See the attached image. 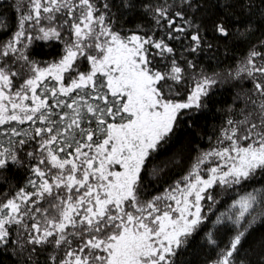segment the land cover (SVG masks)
<instances>
[{"label":"snow or ice","instance_id":"obj_1","mask_svg":"<svg viewBox=\"0 0 264 264\" xmlns=\"http://www.w3.org/2000/svg\"><path fill=\"white\" fill-rule=\"evenodd\" d=\"M0 264H264V0L0 3Z\"/></svg>","mask_w":264,"mask_h":264},{"label":"trees","instance_id":"obj_2","mask_svg":"<svg viewBox=\"0 0 264 264\" xmlns=\"http://www.w3.org/2000/svg\"><path fill=\"white\" fill-rule=\"evenodd\" d=\"M14 0H0V3H12ZM219 121V116L217 115L215 118L211 113L208 114V116L204 119H201L200 124L201 127H204L206 129H211V126L215 123L218 124Z\"/></svg>","mask_w":264,"mask_h":264}]
</instances>
